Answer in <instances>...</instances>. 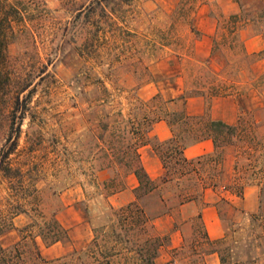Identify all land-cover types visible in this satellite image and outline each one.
I'll use <instances>...</instances> for the list:
<instances>
[{
	"label": "rangeland",
	"instance_id": "rangeland-1",
	"mask_svg": "<svg viewBox=\"0 0 264 264\" xmlns=\"http://www.w3.org/2000/svg\"><path fill=\"white\" fill-rule=\"evenodd\" d=\"M14 1L27 17L10 38L5 65L12 81L0 98V161L20 169L9 175L0 172L4 247L27 236L29 251L37 236L43 256L56 259L86 249L96 234L102 241L109 238L118 219L114 209L127 205L113 206L109 196L123 186L130 164H137L135 145L144 140L145 117L153 118L167 97L150 102L141 98L139 89L148 82L168 90L182 68L192 92L256 93L264 103V49L249 55L242 50V31L247 36L264 33V0H233L247 20L236 34L228 29L229 0ZM199 13L218 20L212 60L196 57L198 47L204 54ZM242 125L236 169L241 185L253 183L264 171V107L247 111ZM162 149L170 153L168 170L174 179L165 185L158 180V188L148 194L143 189L140 205L150 219L148 233L162 236L166 244L168 235L155 220L190 200L189 194L199 198L203 186L215 182L220 167L213 159L222 152L183 164L169 146ZM227 154L233 157L234 151ZM220 211L228 235L217 247L226 264H264V210L248 215L222 202ZM53 215L71 231L70 239L61 242L63 254L47 250L39 236L49 233ZM119 238L117 247L127 252L130 237L122 231ZM206 247L197 220L184 249H163L159 263L204 264ZM151 249L145 245L142 251L147 255ZM67 259L80 264L77 256Z\"/></svg>",
	"mask_w": 264,
	"mask_h": 264
},
{
	"label": "crops",
	"instance_id": "crops-1",
	"mask_svg": "<svg viewBox=\"0 0 264 264\" xmlns=\"http://www.w3.org/2000/svg\"><path fill=\"white\" fill-rule=\"evenodd\" d=\"M229 1L230 3L232 2V9L228 13H237L239 10L238 4L233 2V0ZM198 19L199 29L202 32V41L199 44L204 46V54H201L202 50L198 47L196 57L198 59L212 60L214 59L212 41L214 43L218 20L216 17L206 13H199ZM242 35L244 48L247 53L252 54L264 49V33L259 32L247 36L246 32L242 31ZM259 65L260 62L257 63V66ZM183 71L182 68L176 70L174 85L168 90H165L156 81L148 82L139 89L140 97L148 101L155 96L162 98L161 95L167 94L164 100L167 104L166 111H178L184 108L189 115H207L212 119H220L233 125L238 124L247 111L257 113L264 107V103L256 93H252L251 97H247L245 94L222 93L207 95L202 92H192L190 91L192 87L188 86V77L183 75ZM184 95L186 96L185 99H180ZM245 100L248 103L245 104ZM179 103H181V107H174ZM172 136V127L168 121L164 118L157 119L152 123L148 131H144V140L138 145L137 150L141 162L149 176L154 179L162 177L165 173V168L158 150V144L154 145L152 141L163 142L169 140ZM215 149L213 139L206 138L184 148L182 156L189 160H202L208 155H213ZM229 149L234 151L233 157L227 154ZM221 152L222 163L219 165V174L215 182L206 187L199 198H191L182 202L176 210L164 214L155 220V225L159 230L168 235V242L163 247L164 250L168 249L173 251V253H177L184 249L188 236L194 232V223L199 220V214H201L202 223L211 239H221L228 235V229L220 211L222 202L241 208L248 215L257 213L260 209L264 210V203L262 204L264 171L259 174V177L253 183L245 184L243 194L238 195L237 185L240 183L237 182L238 173L236 169L238 167L239 150L234 146L228 145ZM169 182H165L164 185ZM215 183L216 186L213 185ZM139 185L138 176L134 171H130L124 176L123 186L109 196L110 202L113 206H122L136 200V190ZM75 230H72V234H74ZM68 232L71 236V231L68 230ZM47 247L46 249L50 252L56 251L63 254L66 251L61 241ZM162 256L163 254L160 258ZM173 259V261H177L176 258ZM204 264H222L219 252L204 254Z\"/></svg>",
	"mask_w": 264,
	"mask_h": 264
},
{
	"label": "trees",
	"instance_id": "trees-1",
	"mask_svg": "<svg viewBox=\"0 0 264 264\" xmlns=\"http://www.w3.org/2000/svg\"><path fill=\"white\" fill-rule=\"evenodd\" d=\"M27 15L21 9L17 7V4L14 0H0V98L6 90V85L12 81V74L6 68V60L8 57V46L10 43V38L15 33L16 25H20L25 22ZM229 32L236 34L239 30V26L247 23V20H243L240 13L232 14L229 18ZM214 51L217 42V38L214 39ZM242 50L245 54L249 55L242 45ZM25 90V89H24ZM31 93V91H29ZM185 95L180 99H185ZM161 99L159 96H155L147 102ZM20 102V91L16 96V103ZM166 101L156 112L153 118L148 116L145 117L147 121L146 130L148 131L152 123L157 120L164 118L168 121L172 127L173 136L166 141L158 142V150L162 157V161L165 168V173L160 178H152L146 172L139 153L138 145L141 143H136V156L137 164L134 166L130 164V170L134 171L139 178L140 185L136 190V200L128 203L125 206H122L118 209H114L116 216L118 217L117 223H114L110 226L109 238L107 240H99L98 234H96L93 239L90 241L86 249L74 250L68 256H77V260H80V264H160L159 258L163 247L166 245L160 235H151L148 233L147 225L150 221L146 210L140 205L141 191L143 189L145 194L153 192L159 186V181L165 183L168 182L174 177L169 175L168 170V157L170 153H167L163 146H169V149L172 154L177 155L178 162L183 164H193L195 162H200L201 159L189 160L182 156L184 148L187 146L201 141L206 138L213 139L215 143V152L213 155H208L206 157H212L217 155L219 150L228 145L240 148V142L243 139V125L242 121L236 125L226 123L220 119H212L207 115H189L185 109L178 111H166L167 109ZM19 105H16L14 108V114L18 113ZM24 116L21 114L20 118ZM239 154V152H238ZM220 155V154H219ZM219 159H213L218 165L222 163V155L218 157ZM19 172L20 169H14L9 162L0 161V172L4 175H9L11 172ZM181 176H177L175 179L180 180L184 175L182 171ZM204 181V178H202ZM211 184H206L203 186L201 191H204L206 187ZM216 186V183L213 184ZM244 184L237 185L238 195L243 194ZM118 189H114L115 192ZM200 194V195H201ZM189 198H193V194L188 195ZM201 221V226L203 229L204 240L206 241V247L202 249V254H207L210 252H219L221 256L222 264H226V256L223 251L217 247V245L225 242L227 240V235L221 239H211L204 228L202 223L201 214L198 216ZM49 233H41L39 236L42 238L43 243L46 246H50L56 242H62L70 239L68 229L59 221L56 215H53L48 226ZM122 231H125L129 239L127 242H130V246H126L125 252L123 249L118 248L119 246V237H122ZM116 237L117 239H112ZM27 236H23L22 239L17 242L12 247H4L0 244V264H69V261L66 257H59L56 259H47L43 256L42 250L40 248L37 236L33 237L32 244L33 247L31 250L26 249L25 240ZM145 245L151 246V252L147 255L143 253V248ZM119 255H122L123 258H118ZM84 256L90 258V261L84 259ZM175 262V261H174Z\"/></svg>",
	"mask_w": 264,
	"mask_h": 264
}]
</instances>
